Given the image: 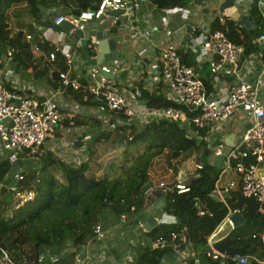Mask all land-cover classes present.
I'll return each mask as SVG.
<instances>
[{"label":"built area","instance_id":"1","mask_svg":"<svg viewBox=\"0 0 264 264\" xmlns=\"http://www.w3.org/2000/svg\"><path fill=\"white\" fill-rule=\"evenodd\" d=\"M34 2L42 20L50 25L68 22L72 25L70 33H74L84 31L92 20L97 23L94 30L101 31L104 39L125 45L134 43L139 50L89 67L78 51L80 39L75 44L56 43L55 48L45 55L49 61H55L60 54L66 68L57 71L58 87L42 101L33 97L35 84L22 80L14 68V56L19 49L8 45L0 50V156L11 165L22 155L20 160L23 162V169L15 176L14 184L0 185V190L4 187L10 195L11 205L19 207L33 198L31 191L22 189L21 181L29 166L38 167L39 154L48 138V148L59 160L78 167L88 159L86 141L112 122L120 126L130 125L132 121L147 124L167 120L203 144L202 153L195 156V168L203 156L209 164L221 170L222 175L233 171L237 178L226 183L225 192L236 188L243 197L254 199L264 217V98L260 94L264 90V0H234L247 25L254 22L252 8L257 10L260 19L259 34L253 39L255 50L246 56L245 46L231 41L223 29L228 18L218 10L222 1L214 4V0H190L185 6L162 9L159 18L165 21L163 24L155 18L154 6L148 0H99L94 7L79 13L67 6L44 7L37 0ZM209 6L213 7V13ZM113 11L121 13L115 16L110 13ZM171 15H178L184 32L190 40L194 39L196 48L208 58L207 83L194 67L182 60L178 45L183 33L176 32L169 25ZM213 22H217L215 28H212ZM55 35L59 33L55 32ZM26 38L30 39V35ZM98 43V39L91 37L89 46L96 50L92 57L97 54ZM67 89L94 97L98 102L95 117L102 124H62L64 119L89 112L67 100ZM144 92L156 95L161 102L169 103L168 106L151 105V99L145 97ZM243 122L246 125L240 127L238 124ZM24 161L30 162L28 168L24 167ZM166 190L188 191L187 178L172 183L159 181L158 186L151 185L150 194L154 196V193ZM217 191V188L211 191L206 199L215 198ZM162 203V199L157 202L161 208L158 217L152 216L156 225L176 224V217L164 212ZM195 206L199 215L205 212L203 203L196 201ZM141 217L144 216L138 214L130 219L124 214L119 216L120 224L121 219L125 221L120 236L127 233L120 237L121 243L97 223L95 237L81 248L80 255L75 256V264H108V253L116 260L112 264H136L142 246L165 251L159 264L169 252L174 255L175 264H199L184 230L147 236L148 231L140 223ZM259 239L264 249V232ZM125 240L124 249L119 250ZM209 240L203 254L211 264L220 263L222 259L235 264H250L256 259L245 253L230 255L221 252ZM72 250L74 248L69 249ZM51 254L55 253L42 245L37 263L46 264L44 261ZM0 264H17L1 243Z\"/></svg>","mask_w":264,"mask_h":264},{"label":"trees","instance_id":"2","mask_svg":"<svg viewBox=\"0 0 264 264\" xmlns=\"http://www.w3.org/2000/svg\"><path fill=\"white\" fill-rule=\"evenodd\" d=\"M34 1L0 0V48L7 45L18 48L14 56L16 71L22 76L28 75L45 81L49 72L47 64L38 63L31 54V45L43 48L39 34H35L31 43L23 39L21 31L8 35L7 12L13 5L26 4L33 19L44 23ZM98 2L99 0H40V5L69 6L74 13H79L94 7ZM189 2L190 0H148L154 6L155 15L161 9L185 6ZM252 13V25L243 27L228 20L225 27L231 41L245 46V56L255 50L253 39L259 34L260 19L254 9ZM83 52L87 55L93 54L92 50ZM182 59L186 62L185 58ZM202 79L207 83L206 78ZM57 87L58 84L55 83L53 88ZM66 93L79 106L93 108L98 103L86 92L67 89ZM143 95L151 99L153 106L169 104L161 102L159 97L148 92ZM85 113L84 117L72 119L73 123L85 124L90 120L92 125H99L98 120L90 117V111ZM65 124H68L67 121ZM111 138L112 146L120 148V154L124 158L121 161H108L101 178L87 174L88 161L73 167L57 160L50 151L42 148L38 167L30 168L32 170L27 171L23 180L25 189L33 193V198L15 208L5 196L6 193L0 196V243L6 247L17 264H38L39 250L45 244H57L58 249L71 244L74 251L59 259L56 264H73L76 250L95 237L94 227L99 223L103 211L111 210L119 221L118 216L124 214L129 218L136 215L148 199L152 200L150 190L144 194L141 186L147 182L158 186V182L149 178V171L155 160L163 159L167 165L173 167L172 162L183 158L184 154L202 153L203 145L188 137L185 130L180 129L176 123L167 120L151 121L147 124L132 121L130 125L120 126L112 122L109 127L94 134L92 141L105 143ZM19 158L22 159V155ZM9 168L10 163L3 159L0 162V185L6 183L5 176ZM55 169L59 170L64 182L53 174ZM221 175V170L213 167L201 156L199 166L187 179L188 191L177 193L175 190H166L155 197L162 199V210L175 216L176 224H158L148 235L155 237L184 230L193 247L203 249L226 217L238 210L244 223L232 229L228 236L229 241L232 245L243 247L246 254L256 256L264 262V249L259 239L264 232V217L258 210V203L254 199L243 197L239 190L222 193L220 200L210 197L209 201L206 199L217 187ZM23 184L21 181L22 186ZM132 195H137V199L131 200ZM196 201L204 204L205 212L202 215L197 213ZM121 221V224L125 223L124 220ZM164 252L162 249L142 246L136 264H159ZM228 264L235 263L230 260ZM251 264L264 263L252 261Z\"/></svg>","mask_w":264,"mask_h":264},{"label":"crops","instance_id":"3","mask_svg":"<svg viewBox=\"0 0 264 264\" xmlns=\"http://www.w3.org/2000/svg\"><path fill=\"white\" fill-rule=\"evenodd\" d=\"M219 1H222V2L231 1L232 2V0H214V4L217 3V2H219ZM17 5H20V4H17ZM13 6H16V5H13ZM55 7L61 8L62 6H59L58 4H55ZM28 12H29V9H28ZM155 16H156L157 21L160 20L159 14L158 15H155ZM160 21H161L162 24L165 22L164 20H160ZM25 23L28 24V25H30V26L31 25L34 26V29H35L36 33H40L39 34V37L41 39V42L43 43V48L42 47L41 48H38L36 45H31V54H32V57H33V50H32V48H34L35 50H40L41 53H40L39 59H37L36 61L38 63H40V62L46 63L49 72H48V76L46 77V80L45 81H39L37 78L29 77L28 75H23L22 76L19 73H18V75L20 76V78L22 80H25V81H28V82L30 81L31 83L35 84V86H36V92L33 93V97L35 99H37L38 101H42L52 91L53 85H55V83L57 84L55 75H54V77H52V75L55 74V72L53 74H51L52 71L53 70L54 71L55 70L58 71V70H64L65 69V62L61 58L60 54L57 55V58L55 59V61H49L47 59V55H45V54H46V52L54 49L55 46H56V43H58L59 45L60 44L62 45V44L67 43V42H64L62 40V38H63L62 37V31L61 30L55 31L48 22L39 23V22H36L35 20L33 22V17L31 16V13H30V16H25ZM169 25L173 29H175L176 32L183 33V34H180V36L181 35H184V37H185V32L182 29L183 23L180 21L178 15H171L169 17ZM96 26H97V23H91V24H89V28H91V29H94L93 27H96ZM55 32H59V35H55ZM28 34L30 35V39L29 40H31L35 36L31 32L28 33ZM71 38H72V42H68V43L74 44L76 41L73 40V37L72 36H71ZM196 46L197 45H196L194 39H191L190 40L189 39V36L187 37V39L185 40V42L184 41H181L179 43V45H178L181 58H185L186 59V62L185 63L187 65H190V66L194 67V69L198 72V74L201 77H202V75H205L206 76L205 78H207V80H208V64L207 63H208L209 60H208V58L205 57V54H202L196 48ZM126 49L127 50H131V52L138 51L139 50V46L131 43L130 45H127ZM83 50H84L83 48L82 49L81 48L78 49V51L81 52V53L83 52ZM124 52L125 51H123V53ZM260 94L264 98V90ZM66 97H67V100L70 103L73 102V100L68 95H66ZM238 125L240 127L241 126L243 127V126L246 125V123L243 122L242 124H238ZM3 159H4V157H1L0 156V162H2ZM57 160H59V159H57ZM29 163H30L29 161H24V165L26 164L25 165V168H28ZM30 168L36 169L34 167H30L29 166V168L27 169V171H31L32 169H30ZM21 169H23V162H22V165H21ZM24 170H26V169H24ZM236 178H237V175L233 171H231V170L225 172L223 175L220 176V179H219V181L217 183V187H218L217 189H218V191H217V194L215 195V198L217 200H220L222 198L221 196H222V193H224V191H225L226 183L229 182V181H232V180H234ZM23 180H22V184H23ZM3 185H5V183ZM22 189H25L24 184H23V188ZM235 189L236 188H233L232 190H235ZM2 191H3V189H2ZM4 193H6V192H4ZM4 193L0 194V196L3 195ZM158 194L159 193H157V192L154 193V196H152V199L154 197H157ZM8 198H9V196H8ZM160 200L161 199H153V200L149 201V199H148V201H146V204L143 207L142 211H140L139 215L144 216V217H147V218L152 217V216L158 217V215H159V213L161 211V208L157 204V202H159ZM150 202L156 203V204L150 205L149 204ZM149 207H153V208L151 210H148ZM101 223L103 224V227L105 229H107V230H109L111 232L110 234L113 235L112 236L113 238H115L116 240H119L120 239L119 240L120 243H121V238L120 237H122L124 235H127V233L124 232L123 235L120 236V231H121L123 225L119 223V221L117 220V217L114 219V217H111L107 213H104L103 214V221ZM122 244H123V241H122ZM125 244H126V240L124 241V246H125ZM229 244L232 247H239V246H236V245H232L230 243V241H229ZM43 246L46 247V245H43ZM47 246L52 247V245H47ZM97 246H98V249H100L99 243H97ZM71 248H72V246L70 244V245H67V246L65 245L62 248L58 249V253H59V257H60L59 259H62V257H61L62 255H65L66 253L71 252V251H69V249H71ZM193 250H194V253H193L194 254V258H197L199 260V264H211L210 263L211 261H208L206 259V257L204 256L203 249L202 248H198V249H195L194 248ZM72 251H74V250H72ZM80 251H81V248L78 249V250H76L75 256L80 255ZM245 254H246V252H245ZM248 255H251V254H248ZM166 256L167 257H166V259L163 260V263L162 264H175L176 263V260H175L173 254H171L169 252V253L166 254ZM254 257H256V256H254ZM106 261H107L108 264H112L113 261L116 263V260L113 259L112 254H110V253H108V259ZM252 261L253 262L255 261V262H258V263H264L258 257H256V259H252L251 262H250V264L252 263ZM73 264H75V259H74V263ZM219 264H228V261L226 259H222Z\"/></svg>","mask_w":264,"mask_h":264},{"label":"rangeland","instance_id":"4","mask_svg":"<svg viewBox=\"0 0 264 264\" xmlns=\"http://www.w3.org/2000/svg\"><path fill=\"white\" fill-rule=\"evenodd\" d=\"M37 1H40V0H37ZM209 8H210V12L213 13V9H212L213 7L209 6ZM28 9H29V6H27L26 4L23 3L20 5L12 6L8 10V12H7L8 25H9L8 26V35L14 34L18 31L22 32L23 37H24L25 32H31L34 35L36 34L35 29L32 28L30 25L25 23V16H30ZM61 31H62V37H63L62 40L64 42H72L70 32L69 31L65 32L63 30H61ZM38 34H40V33H38ZM120 46L122 47V44H120ZM83 49L88 51V47H83ZM32 50H33V57L35 58V60L39 59L41 51L35 50L34 48H32ZM65 68H66V65H65ZM66 112L67 111H65V113ZM64 120H66V119H64ZM89 123L91 124V122H89ZM99 124H102V121L99 120ZM92 126H94V125H92ZM109 126H106L105 129ZM112 139L113 138H111L109 142H105V143L104 142H93L92 139L91 140L88 139L89 141L88 140L86 141L85 145L88 147L87 148L88 149L87 161L89 164V171L87 172V174L90 177L101 178L103 171H105L106 164L109 163L108 161L113 160V159L121 161L124 158L123 155L121 156V154H120V148H118L117 146L116 147L112 146V144H111ZM48 140H49V138L47 139V141ZM195 156H196L195 152H193V153L190 152L189 154H186V155L184 154L183 158H179L178 160L172 162L173 167L172 166L170 167V165H167L163 159H157L153 162V165L149 171V174H150L149 178L153 181H156V182L164 181L166 183H171L177 179L188 177L195 170V164H196V157ZM24 167H25V165H24ZM53 174L57 178H59L62 182H64L62 175L59 172V170H57V169L53 170ZM5 196H7V197L9 196V199L11 198L8 193H6ZM137 197H138L137 195H132L130 197V199L136 200ZM152 208L153 207H149L148 210H151ZM104 213H107L111 217H114V219L116 218V216L114 215V213L111 210L106 209L100 215V218H99L100 224H102L101 222L103 221V214ZM102 226H103V224H102ZM45 245L50 251H52L55 254H51L44 261V263L56 264L57 261L59 260L58 245L55 244V245H52V247L47 246L48 244H45ZM123 249H124V244H121L119 246V250H123Z\"/></svg>","mask_w":264,"mask_h":264},{"label":"water","instance_id":"5","mask_svg":"<svg viewBox=\"0 0 264 264\" xmlns=\"http://www.w3.org/2000/svg\"><path fill=\"white\" fill-rule=\"evenodd\" d=\"M220 11L223 12L227 17H229L232 21L238 23L239 25H243L245 22V16H239V13L236 11V8L234 5H232L231 1L222 3L220 7ZM121 12L113 11L111 14L118 15ZM51 27L55 31L63 30L65 32H68L72 29V25L68 22L63 23L60 26L51 25ZM187 30H189V27H187ZM90 36H96L97 39H100L98 44V51L99 53L96 56V59H89L88 63L90 66H92L95 63H100L103 60H108L110 57H116L118 55V50L116 49L115 43L113 40H106L102 39V34L100 31H90L89 29H85L84 31L77 30L73 34L74 39H80V45L85 47L87 46L88 39ZM187 35H185L183 41L187 39ZM203 78H205V75H202ZM202 162V161H201ZM21 161L17 160L14 163H12L9 172L7 174V182L10 183V185H13L15 182V176L20 172L21 170ZM151 188L150 183H144L141 186V192L144 194H147L148 191ZM140 223L143 225V227L150 231L153 226L156 225V220L153 217H143L140 219ZM244 223V218L242 217L241 213L239 211L232 212L228 215L227 219L224 220L219 227L216 229V231L212 234L209 243L214 246L215 249L219 251H225L226 253L232 255V254H243L245 253V249L243 247H232L229 244V234L232 231L233 228L238 227ZM212 264H219V262H213Z\"/></svg>","mask_w":264,"mask_h":264},{"label":"clouds","instance_id":"6","mask_svg":"<svg viewBox=\"0 0 264 264\" xmlns=\"http://www.w3.org/2000/svg\"><path fill=\"white\" fill-rule=\"evenodd\" d=\"M38 2L40 3V1H38ZM222 3H224V2H222ZM41 4H42V3H41ZM221 5H222V4L219 5V9H218L219 12H221V11H220V7H221ZM232 5L235 6V4H234V0H232ZM42 6H44V5L42 4ZM51 6H53V5H51ZM44 7H46V6H44ZM68 7H69V6H68ZM71 8H72V7H71ZM235 8H236V7H235ZM252 9H254L255 12L257 13V10H256L255 8H252ZM84 10H85V9H84ZM161 10H162V9H161ZM236 11H237V9H236ZM118 12H121V11H118ZM237 12H238V11H237ZM251 12H252V11H251ZM110 13H112V12H110ZM221 13H223V12H221ZM119 14H120V13H119ZM223 14H224V13H223ZM252 14H253V13H252ZM112 15H113V14H112ZM159 15H160V13H159ZM224 15H225V14H224ZM115 16H117V15H115ZM154 16H155V14H154ZM225 16H226V15H225ZM239 16H241V15H239ZM226 17H227V16H226ZM253 17H254V15H253ZM155 18H156V16H155ZM227 18H228V20H231L229 17H227ZM228 20H227V21H228ZM227 21H226V24H227ZM33 22H34V19H33ZM92 22H93L92 20L89 21V24H91ZM39 23H40V22H39ZM44 23H45V22H44ZM253 23H254V22H252V23H250V24L247 25V21H246V19H245L244 24L241 25V26H243V27H248V26L252 25ZM237 24H238V23H237ZM61 25H62V24H61ZM57 26H60V25H57ZM215 26H216V23L213 22V23H212V28H215ZM31 27L34 28V26H32V25H31ZM225 27H226V25L223 27V29H225ZM86 29H89L90 31H95V32H98V31H99V30L91 29V28H89V27L86 28ZM225 31H226V29H225ZM69 32H71V30H70ZM100 32H101V31H100ZM28 33H30V32H25L23 39L31 43V41L33 40V38H32L31 40L27 39V38H26V35H29ZM58 33H59V32H58ZM74 33H75V32H74ZM74 33H70L72 37H73V34H74ZM14 34H15V33H14ZM101 34H102V32H101ZM185 35L188 36V34H186V33H185ZM226 35H227V32H226ZM91 37H95V38H96V36H90V38L88 39L87 46H85V47H88V50H92V51H93V54H92V55H87V54H85L84 52H82V53L80 52L81 55L83 56V58H85V59L87 60V63H88V60H89V59H96V56H97V54L99 53V51H97L96 56H95V57H92V56L95 54L96 50L93 49V48H91V46H89L90 41H91ZM101 38L104 39L103 36H102ZM96 39H97V38H96ZM183 39H184V35H183L181 41H183ZM73 40L76 41L77 39H74V38H73ZM98 40L100 41V39H98ZM106 40H112V39H106ZM113 41H114V40H113ZM114 43H115L116 49L118 50V55H121V56L125 55V56H126V55H128V54L131 52V50H127V49H126L127 45H130L131 43H128V44H126V45L123 44V43H116L115 41H114ZM74 44H75V43H74ZM98 44H99V43H98ZM120 44H122V47L120 46ZM133 44H134V43H133ZM7 46H8V45H7ZM10 46H11V45H10ZM82 47H83V46L79 45L78 48H82ZM5 48H6V47H5ZM2 49H4V48H0V50H2ZM97 50H98V45H97ZM123 51H125V52L123 53ZM118 55H117V56H118ZM117 56H116V57H117ZM116 57H110V58H116ZM103 61H106V60H103ZM101 62H102V61H101ZM101 62H100V63H101ZM15 64H16V63H14V68H15ZM95 64H97V63H95ZM88 65H89V63H88ZM93 65H94V64H93ZM93 65H92V66H93ZM92 66L89 65V67H92ZM15 70H16V68H15ZM54 72H55V74H56V82H57V71H56V70H55V71L53 70L51 74H53ZM52 77H53V75H52ZM200 77H201V76H200ZM201 78H202V77H201ZM57 84H58V83H57ZM53 89H55V88H53ZM82 107H86V106H82ZM86 108H88V107H86ZM88 110L90 111V115H91L90 117L93 118V119H96V117H95V106H94L93 108H92V107H89ZM84 116H86V115H84ZM84 116H82V117H84ZM76 118H77V117H76ZM72 119H75V118H72ZM72 119H68V120L66 119V120H64V121H65V122L67 121V123L69 124V122H72V123H73ZM96 120H98V119H96ZM64 121H63V124H64V125H68V124H65ZM98 121H99V120H98ZM89 122H90V121H88L87 123H89ZM87 123H85V124H87ZM73 124H74V123H73ZM99 125H100V124H99ZM99 125H98V126H99ZM91 139H92V138H90L89 140H91ZM43 150H44V151H47V150L50 151V152L52 153V155H53L55 158H57V157L55 156V154L50 150V148H48V141H47L46 144H44V148H43ZM57 159H58V158H57ZM19 160H20V158H19ZM20 161H21V160H20ZM11 165H12V164H11ZM11 165H10V167H11ZM9 169H10V168H9ZM20 171H21V170H20ZM8 172H9V171H8ZM7 174H8V173H7ZM7 174H6V179H7ZM189 177H191V175L188 176V177H185V178L188 179ZM6 179H5V180H6ZM219 179H220V178H219ZM175 181H176V180H175ZM171 183H172V182H171ZM8 184H10V183H7V180H6L5 185H2V186H5V187H6ZM2 188H3V191H2V189H1V191H2V193H4V192H5L4 187H2ZM216 188H218V187H216ZM216 188H215V189H216ZM235 190H237V189H235ZM231 191H232V190H231ZM228 192H229V191H228ZM228 192H227V191H226V192L224 191L225 194L228 193ZM6 193H7V192H6ZM149 193H150V191H149ZM20 206H21V205H20ZM15 208H17V207H15ZM140 211H142V209H141ZM140 211H139V213H140ZM139 213H138V214H139ZM138 214H136V215H138ZM133 216H135V215H133ZM133 216L129 217L128 219L132 218ZM118 218H119V216H118ZM141 218H143V217H141ZM141 218H140V219H141ZM155 226H156V225H155ZM155 226H153L152 229H153ZM152 229H151V230H152ZM151 230H150V231H151ZM147 231H148V230H147ZM148 232H149V231H148ZM148 232H147V234H146L147 236H149V235H148ZM210 238H211V237H210ZM67 245H70V244H66V246H67ZM59 249H60V248H59Z\"/></svg>","mask_w":264,"mask_h":264}]
</instances>
